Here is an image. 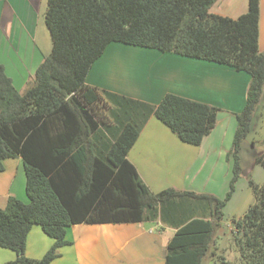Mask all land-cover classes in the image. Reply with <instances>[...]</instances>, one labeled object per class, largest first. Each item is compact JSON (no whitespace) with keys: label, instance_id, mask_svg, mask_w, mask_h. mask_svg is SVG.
Returning a JSON list of instances; mask_svg holds the SVG:
<instances>
[{"label":"trees","instance_id":"1","mask_svg":"<svg viewBox=\"0 0 264 264\" xmlns=\"http://www.w3.org/2000/svg\"><path fill=\"white\" fill-rule=\"evenodd\" d=\"M216 0H47L52 48L22 92L0 63V172L20 158L26 200L0 206V247L16 253L4 264H50L71 242L76 224L159 220L175 229L164 264H202L241 173L238 153L264 92L258 49L259 0L236 18L209 11ZM123 43L231 66L250 75L246 103L235 114L232 176L224 199L166 189L152 192L127 154L151 116L179 140L200 145L219 108L175 93L156 103L89 84L92 64L110 43ZM253 141L251 144L253 145ZM264 167V153L255 157ZM254 203L233 218L238 259L212 264H264V183L249 180ZM35 225L53 239L40 258L25 255Z\"/></svg>","mask_w":264,"mask_h":264},{"label":"crops","instance_id":"2","mask_svg":"<svg viewBox=\"0 0 264 264\" xmlns=\"http://www.w3.org/2000/svg\"><path fill=\"white\" fill-rule=\"evenodd\" d=\"M39 1L0 0L1 51H6L9 45L12 48H15L16 45L19 46L20 42L18 41L21 39L18 36H24L29 30L32 24L31 19L33 20L31 15L34 13V6ZM230 2L229 5L235 6L238 10L233 11L230 15L227 13H220L219 15L234 18L247 11V4H244V0L238 5L234 0H230ZM261 2L263 1L259 0L258 49L263 52L264 9L261 6ZM143 50V52L139 50V54L134 52V71L132 70L133 68L130 70V73L134 75L133 78H135L132 83H129V81L122 82L121 80L116 85H109L104 80L100 81L95 78L87 80L94 63L87 74L86 81L89 84L104 86L111 91L153 104L158 103L165 93L171 92L213 106L218 104L220 99L222 101L226 100L228 105L224 107L234 111H239L242 105L244 107L246 103L245 92L250 82L249 74L236 71L229 65L203 59L182 56L172 52H162L153 48L143 47ZM104 52V54L102 53L103 56H100L101 58L106 53H109L107 47ZM128 53L130 51L126 50L122 53V48H118L112 53L110 51L112 58L117 62L116 70L118 72L132 61L131 59L127 60V62L121 61V57ZM147 62L150 64L149 76L146 74L145 68ZM145 75L147 76L146 78ZM223 95L225 98H220ZM238 106L240 107L237 108ZM236 113L238 112L234 114ZM221 115L223 113L219 112L214 129L203 138L200 145L196 146L179 140L156 117L151 116L148 119L136 142L129 150L127 158L135 166L139 177L152 192L171 188L178 191H193L187 189L184 181L188 178L196 158H200L198 155L199 151L206 147V151L211 148V152L214 154L212 148L217 142L216 131L217 127H219L218 125H220ZM243 142L241 143V149L243 148ZM195 154L197 155L193 158ZM11 159L15 160L17 158ZM8 160L10 159L4 161V170L0 172L1 175L6 171V161ZM201 163L205 165V160H202ZM3 181V178H0L2 183V186H0L1 207L6 205L10 196L23 198V194H20V192L19 194L14 193L11 191L8 182L5 184ZM147 222L150 224H145ZM81 224L68 227V229H75L80 236L77 238L76 243L67 238V233L66 239L71 242L72 246H77L76 252L78 256L79 248L83 244L90 240H93V243L96 244L101 239L100 254H96L95 251V254L89 256L86 254L87 261L90 264H164L166 245L175 231L174 228L163 225L159 220L153 221V223L151 221H142L133 223ZM39 227L38 225L33 226L27 235L25 246V255L27 257H42L53 243V239ZM82 227H84L83 230H79ZM96 231L100 232L101 237H94ZM35 239L36 244L35 242L33 243ZM59 254L60 256L50 264L57 263V259L62 258L61 253ZM15 257L16 253L14 251L0 247V264H4ZM83 259V256H79L77 264ZM80 264L83 263L81 262Z\"/></svg>","mask_w":264,"mask_h":264},{"label":"rangeland","instance_id":"3","mask_svg":"<svg viewBox=\"0 0 264 264\" xmlns=\"http://www.w3.org/2000/svg\"><path fill=\"white\" fill-rule=\"evenodd\" d=\"M242 1L243 0H234L237 5L241 4ZM262 1L261 6L264 9V0ZM230 3V0L215 1L211 5L209 11L211 13H227L230 15L233 11L238 10L235 6L232 7L229 5ZM244 4H247L248 8V0H244ZM46 7L47 0H40L39 3L34 6V13L31 15L33 20L31 19L32 24L29 30L24 36H18L21 39L18 41L20 42L19 46L16 45L15 48H12L9 45L6 51L0 50V62L4 65L6 74L12 79L13 85L20 92L33 83L37 66L49 55L52 48L51 37L44 20ZM235 17H238V15ZM262 40H264V38ZM107 48L109 53H106L102 58L99 57L97 59L98 61L96 60L94 62L87 80H91L92 78L100 81L104 80L109 85H116L118 82H121V80L122 82L129 81V83H132L135 78H133L134 75L130 73V70L135 63L133 59L134 52H136V54H139V50L143 52V47L113 42L110 43ZM118 48H122V53H124V50L130 51L127 55L122 54V62H127L129 59L132 60L129 65L125 66L120 72L116 70L117 62L114 61V58L111 56L112 54H110V51L112 53L116 51V49L118 50ZM113 56L116 57L115 55ZM146 65V74L148 75V72H150V64L147 62ZM132 70L134 71V68ZM146 77L145 75V78ZM99 87L103 88L104 86ZM223 97L225 98L224 95L220 98ZM227 105V101H222L221 99L218 104L214 105L215 107H220L218 115L219 112L223 113L220 117V125L217 127V131L219 132L216 131L217 142H215L212 148L214 154L211 152V148H208L206 151V147H204L203 150L199 151L198 155L200 158H196L188 178L184 181V185H186L187 189L193 190V192L196 193L212 194L219 199H224L228 192L229 182L232 176L233 159L230 151L232 148L233 136L237 128L234 113L243 109L242 105L239 111H234L224 107ZM239 107L240 106L237 108ZM244 140L243 148L238 153L242 169L241 173L236 181L231 198L226 202L223 210V218L214 229L212 245L202 264H212L213 257L218 254L224 255L225 258L231 262L238 259L239 254L233 233L235 230L233 218L242 216L247 211L248 207L254 203V195L249 186V180H252L256 184L264 183V167L255 163L256 155L264 153V92L261 101L255 109L251 130ZM252 140L254 142L253 145L250 143ZM196 155L197 154H195L193 158H195ZM202 160H205V165L201 163ZM0 178H3L5 184L8 182L11 191L17 194L20 192V194H23L22 199L26 200L24 166L21 159L17 158L15 160L10 159L6 161V171ZM0 186H2L1 182ZM151 222L153 223V221ZM145 224L150 223L147 222ZM83 228L84 227L79 230H83ZM95 234L94 237H101L99 231H96ZM78 237L80 236L76 233L75 229H67V238L71 239L72 242L76 243ZM100 240L101 239H99L96 244L93 243V240H90L79 248V256L84 257L81 261L83 264H90L89 261H87L86 254L87 256L95 254L94 251L96 254H100ZM34 242L36 244V239L33 243ZM76 248L77 246H72V244L60 248L58 251L61 253L62 258L57 259V263L54 264H77L79 256L76 252ZM81 262H79V264Z\"/></svg>","mask_w":264,"mask_h":264}]
</instances>
